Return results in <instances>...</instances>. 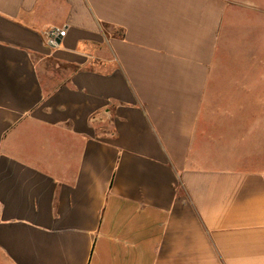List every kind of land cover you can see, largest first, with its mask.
<instances>
[{"label": "crops", "instance_id": "0c3cea01", "mask_svg": "<svg viewBox=\"0 0 264 264\" xmlns=\"http://www.w3.org/2000/svg\"><path fill=\"white\" fill-rule=\"evenodd\" d=\"M238 2L0 0V264H264Z\"/></svg>", "mask_w": 264, "mask_h": 264}, {"label": "rangeland", "instance_id": "374dc122", "mask_svg": "<svg viewBox=\"0 0 264 264\" xmlns=\"http://www.w3.org/2000/svg\"><path fill=\"white\" fill-rule=\"evenodd\" d=\"M238 3L237 11L230 12L234 15V26L223 31V59L227 64L223 72L264 73V0ZM227 20H232L230 14Z\"/></svg>", "mask_w": 264, "mask_h": 264}, {"label": "built area", "instance_id": "2783aa9c", "mask_svg": "<svg viewBox=\"0 0 264 264\" xmlns=\"http://www.w3.org/2000/svg\"><path fill=\"white\" fill-rule=\"evenodd\" d=\"M66 33L65 30L55 29L47 34V42L50 47L56 48L58 47V44L56 43V39L59 36H64Z\"/></svg>", "mask_w": 264, "mask_h": 264}, {"label": "water", "instance_id": "95a60500", "mask_svg": "<svg viewBox=\"0 0 264 264\" xmlns=\"http://www.w3.org/2000/svg\"><path fill=\"white\" fill-rule=\"evenodd\" d=\"M62 36H59L57 39H56V43L58 44V45H60L61 44V42H62Z\"/></svg>", "mask_w": 264, "mask_h": 264}]
</instances>
